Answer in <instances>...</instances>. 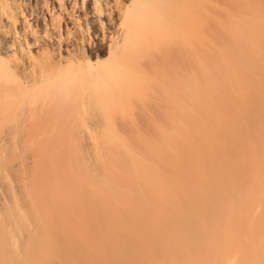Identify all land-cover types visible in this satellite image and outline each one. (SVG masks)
<instances>
[{
  "label": "bare ground",
  "instance_id": "6f19581e",
  "mask_svg": "<svg viewBox=\"0 0 264 264\" xmlns=\"http://www.w3.org/2000/svg\"><path fill=\"white\" fill-rule=\"evenodd\" d=\"M190 1L0 0V264H75L85 250L72 259L73 245L89 224L97 223L93 230L110 244L103 214L115 217L116 210H108L103 199L91 201L89 210L92 197L84 190L89 201L81 204L88 209L80 205L86 200H80L84 194L74 183L71 164L89 169L84 175L98 183L93 186L98 192L118 189L117 176L148 175L150 164H180L165 171L172 174L171 182L176 179V189L167 185L169 195L148 203L157 208L159 200L165 211L144 219L130 215L126 223L115 217L118 229L134 228L132 236L116 237L118 264H162V257L170 264H238L240 249L227 253L237 246V234L231 229L227 244L217 242L211 231L218 217L229 212L237 218L246 211L234 184L241 182L244 166L230 164L264 159V150L244 137L246 123L264 115V106L246 101L243 107L251 110L243 121L225 128L203 96L221 94L239 82L238 71L264 57L263 46L243 60L250 48L247 38L264 25V16L255 6L231 12L227 22L216 19L224 24L215 25L218 34L213 27L209 34L232 42L227 41V54L224 44L211 43L205 48L220 51L205 55L184 41V8ZM200 112L213 116L223 142L202 144L184 136L190 115ZM121 164L130 167L125 171ZM157 179L153 184L160 186L163 177ZM73 189L83 195L75 199ZM112 203L133 214L132 203H120L119 197ZM96 256L95 250L87 251L85 259Z\"/></svg>",
  "mask_w": 264,
  "mask_h": 264
},
{
  "label": "rangeland",
  "instance_id": "374dc122",
  "mask_svg": "<svg viewBox=\"0 0 264 264\" xmlns=\"http://www.w3.org/2000/svg\"><path fill=\"white\" fill-rule=\"evenodd\" d=\"M191 1L193 3H191ZM191 1L189 2L190 4L188 3L187 6H185L184 8V16H183L185 17L183 18L184 30L186 28V30L184 31V38H185L184 41H186V43H189L191 41L193 45L196 44L195 46L196 48L198 47L199 52L205 55H215L216 53L220 51V50H216V48H205L207 45L209 44L211 45V43L212 45H215V46L224 44L225 47L229 45L228 42H230L231 44L232 42L231 40L223 39L225 36L223 34H221L223 38H217L215 37V35L211 36L212 33H210L211 35L209 34V32H211L209 31V28L213 27V29H215L219 27L221 29L223 25H218V24L222 23L223 21L227 22L229 20L228 18L230 17L229 15L231 12H233L231 13V15L239 14V13H242L240 12L241 10L245 9L244 10L245 12L246 8L249 10H252L256 6V8L258 9L256 8L254 9L257 10L259 14L264 16V0L262 2H259L257 0H255L256 2L255 1L253 2L252 0L251 1L249 0H245V1L244 0H215V1L212 0V2L211 0H196V2H194L195 0H191ZM223 18H225L226 21L223 20ZM250 18H253V16H250ZM216 19L218 20L222 19L223 21L219 23V21H216ZM263 23H264V18H263ZM215 25H217V27ZM188 30H190L191 32ZM255 30L257 31V34L251 35L250 37L247 38V44H249L250 48L246 49V53L244 54V57H243L244 61L249 60V53H252L254 51H260L262 47L264 46V25H261L259 28H256ZM213 32H214L213 34H218V33H215L216 29ZM221 35H218V36H221ZM187 39H189L190 41ZM225 47L221 50L224 51L225 54H227L226 53L227 47L226 48ZM198 49H196L197 51L196 50L195 51L198 52ZM156 50H157L156 47L151 48L150 52L153 54V58L155 57V54L157 53ZM255 58L254 60L256 62V65L247 64V67L245 68L243 67L245 70L241 69V71H238V74L241 73L239 74L240 76L239 82L237 83L231 82V84L227 85V81H226L227 86L223 89L221 94L220 93L214 94L213 92L209 91L205 96H203V101L206 103V108L208 109L210 107V112H212L211 110L215 109L216 113L221 115V119H223L222 122L224 123L225 128L228 127L226 125H229V126L233 125L234 127H237V124L243 121V119L246 117L247 111L251 110V108L243 107L246 105V101H249L248 104L249 103L253 104V106H258V105L264 106V104H262L264 103V63H261L264 57H255ZM209 68L211 69L212 67L209 66ZM190 116H192L191 117L192 121H189L191 128L188 130L189 133L185 132L186 128H184L185 130L183 134L185 137L188 138L189 136L191 139H193L194 142H198V143H200L199 139H201L202 144L205 143L206 141L212 145H217L219 142H223L224 140L223 132L217 129V126L213 121L214 119L212 115H208L207 112L206 113L200 112L198 113L197 116L195 115H190ZM140 118L141 117H138L137 121L138 123L141 122L140 124L142 126L143 122L141 121ZM200 118L201 119L203 118V119L199 120ZM185 121L187 122V119H185ZM245 126H247L246 127L247 132L245 133L244 137H246V139L249 141L251 140L252 142H255V144L259 148H261V150H264V115H259V117L255 119L248 120ZM147 130L146 132H148V135H150L151 133L149 134V131ZM144 131L145 130L143 129V132ZM141 132L142 131H140V133ZM144 135H146V133ZM146 137L148 136L146 135ZM184 159H185L184 160L185 162H188L191 164H194V162H197V160H195L194 158L190 160V157L188 158L184 157ZM72 165L74 166V168ZM150 165L154 167V168L150 167L151 168L150 171L152 174L148 172L147 173L148 175H145L146 177L143 176L142 178L127 177V176L118 177L117 176L115 177V180L118 182L119 188L116 189L117 187H112V189L104 190L106 192L104 191L98 192V190L95 187H93L94 185H98V183L96 184L95 181L94 182L92 181V179L86 178L87 175H84L86 174V172L84 171L88 172L89 169L86 170V168H83L84 164H71V168L70 167L69 168L72 171L70 172L74 173V176L77 178V179L75 177L73 178V179H76L74 180L75 181L74 183L80 185L79 189L82 190L83 194L85 191L87 192V195L92 197L93 200L90 199V202L95 201V203L94 202L93 203L96 204V201H98V203L100 202L101 204V200L103 199L102 202H108V206H109L108 210H112V208L114 211L116 210L114 212L115 214H117L115 217L122 218L123 221H125L126 223V221H131V218L129 217L130 215L131 216L136 215L137 218L144 219L145 217L152 218L151 214L156 213V212H157L156 214H161L158 212H162L165 210H162L163 205L162 203L159 202V200L157 203L156 201H154V203L158 206L157 208L156 207L148 208V203H150L151 199L153 198H155L156 200L158 199V197L161 198L164 195H166L167 192H165L164 189L166 188L167 190V185L168 187L171 188L170 191L172 189L174 190V188L176 189V185H175L176 179H175V182H171L172 174L169 175L166 172H169L168 169L170 170L169 173L173 172L168 166L173 165V166L178 167L180 164H176V165L175 164H169V165L150 164ZM237 165L239 166L241 165L245 167V168L241 167L244 169L242 171L243 175H242L241 182L240 183L238 182L239 183L238 185L235 182L234 184L239 187V191H240L239 198L241 199V201L242 200L245 201L244 202L245 204L243 203V205L246 211L238 215L239 217L237 218L234 214H229V212L226 217L225 216L218 217L217 219L218 223L216 224V226H214L211 232L212 233L215 232V238L217 239V242L220 241V243H227V240L229 242L231 229L233 232L237 234L238 236L237 241H236L237 246L233 244L229 246L227 248V253H232V251H234L235 249L234 247H237V249L239 248L241 252V259L239 260L238 264H264V159L260 160V164H230V167L234 169L235 167H237ZM121 166L126 171L130 167V164H121ZM75 170H77L79 174L78 176ZM81 173H82V176H81ZM105 173L108 174V172H105ZM153 173H155L157 178H158V175L161 178L163 177L162 179L163 181L166 180L169 182V179L167 180L166 178L167 177L170 178V182L172 184L170 182L169 184L166 181H165L166 186H164L165 182L161 186V183L163 181H160L159 183L160 186L157 185L158 183L153 184L154 181L152 179H155V180L157 179L152 176ZM165 175L167 177L164 178ZM83 176L85 177L83 178ZM70 177H73V175L71 174ZM151 177H152L151 179L152 181L150 180ZM232 178L234 179L233 175H232ZM158 180L159 179H157V181ZM87 187H89L88 188L89 190L86 189ZM102 189H105V187ZM87 190L89 192L90 190H93V191H91L92 193L88 194ZM76 191H77L76 189L72 190L75 199L80 198L83 195L80 190H78L80 192L78 191L76 192ZM93 192L95 194H93ZM85 194H84L85 199L84 197H82L83 199H80V200H86V201L79 202L80 205H82L81 203H86L89 201V200L87 201V199L89 198H87ZM96 194L98 196H95ZM167 195L169 194L167 193ZM118 197H119L120 203L130 202L132 203V205H135V207L134 206L129 207L133 214H130L128 211H126L125 210L126 207H124L123 205L121 204L116 205L115 203L114 204L112 203L114 202V198H118ZM121 198H124V199L122 200ZM90 202L89 204L87 203L88 206L86 204L82 206L85 207L86 205L88 208H90L91 206V209L89 210H92L93 208L91 205L92 202L91 203ZM259 202H261L260 206L258 204ZM138 204H139V207H136V205ZM98 205H95V206H98ZM155 208L158 210L156 211ZM87 214H89V212ZM115 217L112 215V213L105 214V215L103 214V221H105L106 224H108L106 226L107 228L104 229V230H107V233H105V237L110 239V244H108L106 241L103 240V237L100 235L102 234L100 230L98 231H96L95 229L93 230V228L97 226V223L89 224V221L86 220V222L90 225V226L87 225L88 229H86V235L85 233H83L82 237L77 238V243L75 242V244L73 245V250H72V259L75 257H78L79 254L81 253L83 254L85 250L84 258L75 259L74 260L75 264H79L78 261H81L82 264H118L117 261L113 258L115 256L114 255L115 252L117 254L120 251L119 244L116 240V237L119 235V237H121L120 239H124V238H128V236H132V231L134 232V228L132 224L126 228L125 223H124L125 228L119 225V229L122 230L120 231L118 229V224L117 226L115 224L118 221V219ZM87 218L90 219L91 217L87 216ZM90 222L92 223V221ZM92 225L94 226L93 228H92ZM90 227L92 228V230ZM124 229L125 231H127L126 234H125ZM85 238H86V241H85ZM127 248H132V247L127 246ZM92 250L96 251L97 258L98 256L102 258L100 259L99 257V259L102 260V262H99V260H97L96 257H94L95 258L94 260L85 259L87 255V251H92ZM162 261H163L161 262L162 264H170V262H168L164 257H162ZM122 262L123 264H129V262L127 261L126 262L122 261ZM233 263L237 264V261H234Z\"/></svg>",
  "mask_w": 264,
  "mask_h": 264
}]
</instances>
